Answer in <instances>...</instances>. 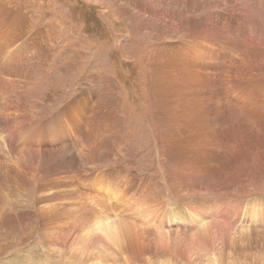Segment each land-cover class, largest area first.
I'll return each mask as SVG.
<instances>
[{
	"label": "rangeland",
	"instance_id": "1",
	"mask_svg": "<svg viewBox=\"0 0 264 264\" xmlns=\"http://www.w3.org/2000/svg\"><path fill=\"white\" fill-rule=\"evenodd\" d=\"M0 197L4 261L264 264V0H0Z\"/></svg>",
	"mask_w": 264,
	"mask_h": 264
},
{
	"label": "bare ground",
	"instance_id": "2",
	"mask_svg": "<svg viewBox=\"0 0 264 264\" xmlns=\"http://www.w3.org/2000/svg\"><path fill=\"white\" fill-rule=\"evenodd\" d=\"M184 12H185V8L182 6L181 8H180V10L178 11V15L179 16H182L183 14H184ZM90 52V51H89ZM85 59V55L84 54H82V60H84ZM237 101H241L243 104L241 105V106H239L240 108H247V107H249L250 105H252L253 106V101L248 97V96H246V95H243V96H241V97H237V99H236ZM86 101V103L88 104V102L89 103H91L90 101H88V100H85ZM196 103V102H195ZM194 102L191 104V108H190V111H189V114H188V118L190 119V120H196V122L197 123H199L200 124V127H203L204 126V118H205V116H206V113L204 112V110H203V106H199V105H197L196 106V104H195ZM230 106H232V107H236V105L235 104H231V103H229V102H227ZM251 109H252V107H251ZM242 110V109H241ZM245 110V109H244ZM248 110V109H247ZM242 113H243V111H241ZM248 112V111H247ZM249 114H251V113H249ZM250 117H252V116H250ZM251 119V118H250ZM252 119H254V118H252ZM251 119V120H252ZM205 120H206V118H205ZM205 126H206V124H205ZM234 133V132H233ZM234 134H236V133H234ZM237 136L239 137V135H235V136H233L234 138H237ZM213 139V138H212ZM214 140V139H213ZM201 141V140H200ZM215 141V140H214ZM207 142V141H206ZM70 176V175H69ZM67 185V184H66ZM67 187V186H66ZM70 188V187H69ZM27 189V188H26ZM66 189V188H65ZM64 189V190H65ZM63 190V191H64ZM22 191V190H21ZM30 192V191H29ZM21 193V192H20ZM72 193V192H71ZM70 193V194H71ZM74 193V192H73ZM79 193V192H78ZM29 194V193H28ZM42 194V193H41ZM65 195V194H64ZM13 196H15V195H13ZM32 196H33V192H32ZM59 196V193H56V194H52V195H47V196H44L43 198L45 199H43L44 201H53V200H55L57 197ZM17 197V196H16ZM34 197V196H33ZM60 198H62V197H60ZM75 198V197H74ZM73 198V199H74ZM31 200V199H30ZM34 200V199H33ZM42 200V199H41ZM14 201H12V203H13ZM20 202V201H19ZM0 203H1V197H0ZM21 203V202H20ZM19 203V204H20ZM31 203V202H30ZM11 205L12 207H14L16 204H11V203H8V202H6V206L7 205ZM44 206V205H43ZM19 207V206H18ZM45 207V206H44ZM47 207V206H46ZM83 207V206H82ZM15 209H17V207L15 208ZM75 209V208H74ZM55 210V209H54ZM77 210V209H76ZM20 211V210H19ZM67 210L65 209H62V210H60L59 212H58V215H62V216H64L65 215V212H66ZM69 211V210H68ZM67 211V212H68ZM79 211V210H78ZM43 212H44V210H43ZM51 212V211H50ZM53 212H55V211H53ZM70 213H71V211H69ZM25 213V212H24ZM72 213H74L75 214V212L74 211H72ZM40 215H41V211H40V213H39ZM43 214V213H42ZM46 214H47V212H46ZM48 215V214H47ZM58 215H56V216H52L51 215V217H49V221H53L54 219H56V218H59V216ZM80 215V214H79ZM127 215V214H126ZM46 216V215H45ZM69 216V215H68ZM71 216V215H70ZM81 216H82V214H81ZM80 216V217H81ZM89 216V215H88ZM39 217H43V216H39ZM47 217V216H46ZM67 217V216H66ZM74 217H75V215H74ZM78 217V216H77ZM76 217V218H77ZM87 217V216H86ZM29 218V217H28ZM61 218H65V217H61ZM60 218V219H61ZM75 218V219H76ZM16 219V218H15ZM35 219V218H34ZM42 219V218H41ZM128 219V218H127ZM10 220H11V218H10ZM43 220H47V219H44L43 218ZM70 220V219H69ZM71 220H72V218H71ZM78 220V219H77ZM80 220V219H79ZM13 221V220H12ZM29 221V220H28ZM32 221V220H31ZM55 221V220H54ZM113 221V220H112ZM64 222V221H63ZM68 222V221H67ZM46 223V222H45ZM48 224H49V222H47ZM57 223V222H56ZM62 223V222H61ZM65 223H66V221H65ZM46 225V226H44L42 229H41V231H42V236H43V239H45V241L46 242H48V243H52L53 241H59L60 242V240L62 239V235H64L65 233H63V232H61V231H59L58 232V230H57V226H56V224H54V225H52L51 223L49 224V225ZM68 224V223H67ZM67 224H66V226H67ZM7 225V226H6ZM42 225V224H41ZM70 225V224H69ZM65 226V227H66ZM7 227H9V225L8 224H4V225H0V238H2V237H11L12 235H14L15 233H13L14 231L13 230H9V229H6ZM59 228V227H58ZM28 230V229H27ZM64 231V230H63ZM27 233V232H26ZM30 233V232H29ZM68 233V232H67ZM66 233V234H67ZM84 233V232H83ZM110 233H111V235L112 236H110V238L111 239H113L114 238V240H121L120 238H118V228H116V227H114L113 229H111L110 230ZM65 234V235H66ZM135 237H136V234L133 232V231H131V230H129V231H126L125 232V234H124V238L127 240V244H126V246H128V248H130L132 251H134L135 253H133V254H135V256H136V258H138L137 257V255H140V256H142V253L140 252V251H138L137 249H136V247H138V248H140L141 246V243L139 242V240L138 239H135ZM63 241H65V239L63 240ZM43 242V241H42ZM62 242V241H61ZM75 245V244H74ZM52 246V245H51ZM25 248V247H24ZM50 248V247H49ZM16 250V249H15ZM18 251V250H17ZM16 251V252H17ZM52 252V251H51ZM7 253V252H6ZM13 253H15L14 251L11 253V254H13ZM8 255V254H7ZM21 255V254H20ZM10 256V255H9ZM1 257V256H0ZM2 258V260H0V264H7L6 262H8L9 264H19L20 262H19V260H16L14 257H13V259L14 260H9V261H4L5 259H3L4 258V256H2L1 257ZM28 258V257H27ZM108 264H111V263H109L108 262Z\"/></svg>",
	"mask_w": 264,
	"mask_h": 264
}]
</instances>
